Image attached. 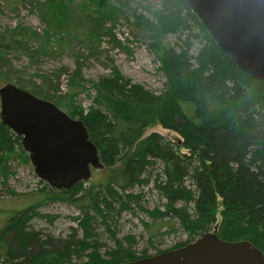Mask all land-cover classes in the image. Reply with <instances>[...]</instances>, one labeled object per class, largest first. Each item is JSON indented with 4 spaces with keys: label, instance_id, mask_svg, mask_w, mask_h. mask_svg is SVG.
I'll list each match as a JSON object with an SVG mask.
<instances>
[{
    "label": "trees",
    "instance_id": "obj_1",
    "mask_svg": "<svg viewBox=\"0 0 264 264\" xmlns=\"http://www.w3.org/2000/svg\"><path fill=\"white\" fill-rule=\"evenodd\" d=\"M71 1L44 0L35 7L44 25L43 36L21 25L0 32V70H9L10 58L21 56L34 66L40 58L54 56L56 49L64 52L68 43L75 42L80 49L73 50L72 75L63 71L47 79L42 76L41 85L28 81L14 85L81 121L107 176L87 188L85 182L60 191L44 185L32 205L11 211L0 230V264H120L149 256L146 251L135 255L130 250L134 240L128 237L124 239L128 249L115 240L116 247L101 255L91 229L98 219L108 227L113 217L109 212L117 215L128 210L131 202L137 204L139 196L128 192L147 184L143 176L156 163L162 169L153 186L165 205L163 211L151 214L153 221L175 232L172 224L162 222L165 217L175 220L187 236V242L173 249L215 230L218 238L248 241L264 255V82L238 70L181 0H162L150 27L142 24L164 78L160 91L132 84L112 68L92 83L93 96L83 108L75 104L85 85L80 73L83 52L94 56L104 38L113 41L111 26L118 11L108 0H97L83 6L80 21L78 15L71 16L72 6L67 4ZM168 35L176 37L173 46L154 43ZM31 41L38 46L31 47ZM64 75L67 92L61 95ZM1 81L9 83L7 74H0ZM155 126L176 137L146 135ZM20 140L0 121L4 181L14 175L10 164L26 161L30 166ZM52 202L79 211L74 218L78 229L71 230L60 250L46 249L48 241L39 240L30 227L35 217L51 221L37 208ZM79 229L81 239L76 238Z\"/></svg>",
    "mask_w": 264,
    "mask_h": 264
},
{
    "label": "rangeland",
    "instance_id": "obj_2",
    "mask_svg": "<svg viewBox=\"0 0 264 264\" xmlns=\"http://www.w3.org/2000/svg\"><path fill=\"white\" fill-rule=\"evenodd\" d=\"M43 1L0 0V32L11 31L17 25H21L43 36L44 25L40 22L35 8L39 7ZM96 1L73 0L67 4L72 6L71 16L78 15L81 21L83 6ZM108 2L118 11V19L112 23V26L109 24L112 27L113 41L110 43L107 38H104L98 53L94 56L83 52L80 73L85 85L84 90L75 97V104L83 108L89 105L93 96L92 83L108 75L112 68H115L132 84L141 85L152 92L160 91L164 82L162 73L159 71L157 54L150 44L149 35L142 27V24L150 27V23L154 20L153 14L160 8L162 0H108ZM78 36L81 37V34L79 33ZM175 38L173 35H168L154 43H158L161 47L173 46L176 42ZM30 45L37 47L38 43L31 41ZM196 47L197 45L191 50L192 55L195 54ZM78 49L80 48L75 42L68 43L64 52H57L56 49L52 52L54 56L40 58L34 66L25 56L10 58L12 68L0 70V74H7L9 83L24 85V81H28L41 85L42 76L47 79L63 71H66L67 76L72 75L76 68L72 54L73 50ZM67 76L64 75L60 80L61 95L67 92ZM3 83L4 81H1L0 86ZM151 132H157L170 139L176 137L160 126L149 128L146 135ZM26 155L28 156L27 153ZM23 159L25 160V157ZM102 169L92 172L90 180L84 183V188L90 184L97 185L106 178L107 172ZM161 169L162 166L159 163L154 164L143 176L147 184L128 192L139 196L137 204L131 202L128 210H121L117 215L109 212L113 217L108 221V227L104 226L99 219L93 224L91 229L93 238L101 245V255L108 249L116 247L115 240L123 242L122 246L127 248V243L124 241L126 237L133 238L134 243L130 246V250L137 256L143 251L153 255L173 250L174 245L187 242L186 234L175 220L166 217L162 220L163 223L168 222L173 225L176 231L170 232L168 225L160 226L151 216L156 211H163L165 205V201L160 198L153 186V181L156 175L161 173ZM10 171L14 175L9 176L6 181L0 176V230L11 217V211H20L32 205L37 198L35 195L43 191L44 185L49 188L45 182L36 177L31 163L30 166L26 161L12 163ZM37 211L41 215L52 218L51 221L46 218H33L30 221L32 231L39 234V240L48 241L49 246L46 249L60 250V243L68 239L72 233L71 230L78 229L74 218L79 217V211L72 205L62 202L39 206ZM82 235L79 229L76 238L81 239ZM75 262L76 259L73 258L72 263Z\"/></svg>",
    "mask_w": 264,
    "mask_h": 264
},
{
    "label": "water",
    "instance_id": "obj_3",
    "mask_svg": "<svg viewBox=\"0 0 264 264\" xmlns=\"http://www.w3.org/2000/svg\"><path fill=\"white\" fill-rule=\"evenodd\" d=\"M236 68L264 82V0H181ZM0 121L28 154L36 177L49 187L70 190L103 168L84 124L53 102L12 83L0 87ZM120 264H264L248 241H226L215 230L177 249Z\"/></svg>",
    "mask_w": 264,
    "mask_h": 264
}]
</instances>
